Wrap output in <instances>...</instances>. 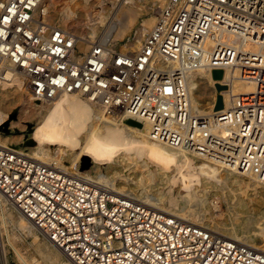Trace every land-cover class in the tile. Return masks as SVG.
<instances>
[{
	"label": "built area",
	"instance_id": "1",
	"mask_svg": "<svg viewBox=\"0 0 264 264\" xmlns=\"http://www.w3.org/2000/svg\"><path fill=\"white\" fill-rule=\"evenodd\" d=\"M45 3L0 0V79L18 69L36 99L71 94L107 115L118 111L146 123L152 140L264 184V0H165L134 47L124 37L83 39L50 22ZM201 69H227L226 82L254 88L200 113L189 80ZM0 192L75 264H264V247L1 144Z\"/></svg>",
	"mask_w": 264,
	"mask_h": 264
},
{
	"label": "rangeland",
	"instance_id": "2",
	"mask_svg": "<svg viewBox=\"0 0 264 264\" xmlns=\"http://www.w3.org/2000/svg\"><path fill=\"white\" fill-rule=\"evenodd\" d=\"M46 1L49 2L50 0H46ZM55 1L59 2V3H56L57 8L65 5L64 3H66V4L68 3L69 5L73 4L72 8L75 11V15L79 16L80 13H83V14L85 13V17L87 14V18H91V16L93 15L92 14L93 10L101 11L103 9V7H101V6H107L108 5V7H110L109 13H112L113 11H115V7L114 6L112 7V4L110 2H108L109 0H103V1L102 0H96V2H95V0H55ZM99 1H100L99 4H101V5L97 4ZM112 1H117V0H112ZM136 1H135V3L138 4V7L140 9H142L144 11V13H142L139 16V19L130 28V30H128L123 35L124 40H126V38H130L131 41H133V38L135 36L134 33L137 30L139 31V27H142L141 24L143 22H145L146 20H149L151 17L154 18L155 12L161 6V4H163V2H164L163 0L161 2L159 0H136ZM93 2H95V3H93ZM90 4H91V6L93 5L90 8L92 10H89V8L86 10L84 8H82L83 5L85 7V6H90ZM104 4H106V5H104ZM79 5H80L81 9L79 8ZM84 10H85V12H84ZM50 22H53V23L60 25V20H59L57 15H53ZM89 23H91V21H89ZM104 27L105 26L103 25V26H100L98 28L97 35L101 36V33L104 30ZM116 28H117L116 25H114L112 27V29H111V27H107L105 29V32H107L109 29H111L110 33L112 34V32ZM117 40H119V39H117ZM221 80H222L221 78H214V77L212 78V76L209 77V75H207V73L203 74V77H197L196 78V88L194 89L195 94L193 93L194 94L193 96H194V99H196V103L198 104V107H200L199 110L202 113L204 111H205V113H207V112L211 113V112L217 111L215 108L216 107L215 97L219 94V93L217 94L216 91H217V89L221 88L220 83H219ZM230 83L231 82H228L227 84L230 85ZM203 84H207V89H206L207 93H205L203 91V89L205 88V86H203ZM221 90H222V92L223 91L225 92V93H223V95L226 94L228 97H230L229 93L231 94L232 89H231V91H230V88L221 89ZM231 95H235V93L233 92ZM192 97H191V101H192ZM36 101L41 102L38 100H36ZM214 104H215V107H214ZM52 107L49 109V111H50V113H52L54 115V116L51 115V116H53V118L49 116L48 117L49 119L48 118L44 119V121L41 122L39 125L37 122H35V120H32L31 118L26 119L23 116H21L20 111L23 108L21 102L20 103L18 102V103H16V105H13L12 109H10L11 111L9 110L7 112L6 111L4 112V111L0 110V135L1 134L2 135L8 134L10 136L19 137L18 138V140L20 139L19 143L15 144L13 146H10V147H11V149H13V150L17 151L18 153H20L21 155H25V156H26V154L28 155V153H30L33 150V148L35 147L36 144H43V145L45 144L44 146L49 144V147H47L49 149V150H47L49 160L59 161L64 166L65 170L71 171V172L73 171V172L83 176L84 180H86L89 183H91V178L94 177L95 175H98L104 181L113 182V184H111L110 186L108 184L105 185L106 190H107V188L113 192H115L117 190L116 192H118L122 196H124L125 194H126L125 196H129L131 193L129 194V190L127 191V189L119 190V189H123V188H121L120 186H115V184L118 183V181H119V183L124 181L123 183H129L131 186H135L133 179H135L136 177L140 178L142 176L140 174H143L145 172L147 173V171H151L154 174H157L158 176H156V180L153 182V188L149 189L146 194L155 195L156 191H159L161 188L166 190L169 187V184L167 185L168 176L163 174V173L168 171V169L170 168L169 169L170 173L168 172L169 176H170L169 178H171V177L173 178L177 175V171H174V169H171L174 167V166H172L174 164L170 161V157H168L169 156L168 150L175 149L177 151H180L179 149L165 146L159 142H156V141L154 142V140H153V144H151L150 146H147V145L143 144L142 142H140L139 138H136L134 136H127V135L123 134L122 130H118V131L115 130V132L113 131L114 133L112 132L106 136L107 139H105V138H104V140L99 139V138H101L99 136L101 135L100 134L101 130L104 129L103 125L106 122V119H107V121L108 120L112 121V119H114V118L110 119L109 117H112V116L115 117L116 124L120 123V124H117L120 127L126 126V127L130 128L133 126V125L128 124L126 122V118H122V116H117L118 111H115L114 113L111 114L112 116H109V117H106L103 114H102L103 116L102 115L99 116V114L95 113V112H97L95 110V108L83 107V106H80L79 104H75L73 102H71L69 104L65 100L62 102L58 101V104H56ZM213 108L215 109L214 111H213ZM92 109H94V110L92 111ZM53 111H55L56 113ZM90 112H93L92 116L90 115ZM88 113L91 117L88 115ZM85 116H87V117H85ZM98 117H100V118H98ZM86 118H88V119H86ZM85 121H87V122H85ZM100 121L102 123V127H101V124H99ZM122 124H124V125H122ZM72 125H73V127H72ZM22 126H26V128L28 129L27 131H25V133L21 130ZM84 126H87V127H84ZM97 126H98V128H97ZM84 128H85V130H84ZM92 128H95V130L92 131ZM142 128L147 129L148 127L146 126V127H142ZM99 130H100V132H99ZM54 131H55V133H54ZM95 131H97V133ZM3 132H6V133H3ZM142 133H144V134L147 133L146 134L147 137L145 136L146 138L150 137V136H148L149 134H148L147 130H144ZM23 134H25V135L22 137ZM69 134H70V136H69ZM73 134H75L74 137L76 139L72 136ZM97 134H99V135H97ZM68 136H69V138H68ZM0 141H2V140H0ZM50 142H51V144H50ZM144 142H145V140H144ZM127 146H131L133 149H135V151H138L139 153L137 154V156L133 157L132 155H130L131 156L130 157L129 154H127L125 152V148ZM66 150H67V152H66ZM167 154H168V156H167ZM165 155L167 157L164 158ZM28 156H31V155H28ZM69 158L73 161H69L70 160ZM126 158H128V159H126ZM132 158H134V159H132ZM129 159H131V160H129ZM142 160L143 161L146 160V161L140 162ZM164 162H166V164ZM134 163L137 164V166H138L137 168L135 167L136 170H134V168H133ZM198 165L199 166L201 165L203 167L205 166V165L200 164V162L197 163L196 166L195 165L191 166L189 169L190 175L193 174L192 176H194L196 174L197 169H198ZM139 166H146V167L142 168ZM123 167H124V170H123L124 172H122L121 176H119L117 174L116 170H121V168H123ZM159 175H160V177H159ZM112 177H114V178L112 179ZM246 178L247 177H245V180H246ZM246 182H248V181L246 180ZM154 184H156L157 186ZM183 187L184 188L181 191L182 194H187V193H190V191H192V188L189 184H184ZM220 191L221 190H214V189L209 190V192H210L209 204L207 206V211H205L206 215H204L205 213L203 214L204 218L202 217L203 221L201 223L210 227V229H212L213 231L218 233L220 236L224 235L226 237L227 236L229 237L230 236L229 234H225L223 231H220L218 229L217 230L219 232L216 230V228H218V227L219 228L221 227L224 229L225 228L226 229H232V228H236V226H237L231 219L232 215L230 213L231 211L229 209V204L227 203V201L224 200L223 195H222L223 192L221 191L222 192L221 193ZM135 192H137V190ZM175 195H177V193ZM249 197L251 199H253V205L255 207V211L253 212V216L259 217L260 214L264 211V199H261L260 197L253 195V194H249ZM138 199L141 200L142 198L139 197ZM182 205L185 206L184 203H181V206ZM164 212L165 213L168 212V213H171L174 215H178L176 212H174L173 210H169V209H164ZM245 215L246 214H243V216H245ZM209 224H211V225H209ZM231 224H233V225H231ZM226 226H228V227H226ZM241 227H242L241 228V231H242V229H244V228H243V226H241ZM250 231H251L250 234L251 233L255 234V235L251 234L253 237L259 234L258 228H256V229L253 228ZM255 231L257 234L255 233ZM233 238L235 240H238V241L242 240L241 243H246L242 238H237V237H233ZM263 243L261 241H257L256 243H252L253 244L252 246L253 247L259 246V247L263 248L264 247ZM61 253L62 252L60 250L58 251L57 249H54L43 238V236L39 232H37L36 230L29 232L28 230L23 229L21 227V225L19 224V212L16 211L10 205L9 202H7L5 200L2 201L1 197H0V264H51L52 263L51 260L53 258L56 259L59 263L65 262L66 256L63 253L62 254ZM46 257H47V259H46Z\"/></svg>",
	"mask_w": 264,
	"mask_h": 264
},
{
	"label": "bare ground",
	"instance_id": "3",
	"mask_svg": "<svg viewBox=\"0 0 264 264\" xmlns=\"http://www.w3.org/2000/svg\"><path fill=\"white\" fill-rule=\"evenodd\" d=\"M135 1L136 0H117V1L109 0L108 2H110L112 4V7L113 6L115 7V11H113L112 13H109L110 7H108V5L107 6H101V7H103V9L101 11H97V10L92 11L93 15L91 16V18H87V14L85 17V13L84 14L80 13L79 16L75 15V11L72 8L73 4L69 5L67 3L68 4L67 5L66 3H64L65 5L57 8L56 3H59V2H56L55 0H50L49 2L46 1L45 7H46V11H47V18L49 21L51 20L53 15H57L59 20H60V26L78 33L80 36H82L83 39L94 38L97 35L98 28L100 26L104 25L105 27L101 33V38L103 39L104 42L108 43V42H113L117 39L123 38V35L128 30H130V28L139 19V16L142 13H144V11L138 7V4H137L138 2L136 1L137 3H135ZM159 1L161 2L162 0H159ZM163 1H165V0H163ZM95 2H96V0H95ZM95 2H93V3H95ZM99 3H100V1L97 4H99ZM84 5L82 8H84L85 10L88 8H89V10H92L90 8L93 5L91 6V4H90V6H85V7H84ZM99 5H101V4H99ZM104 5H106V4H104ZM79 8H80V5H79ZM85 10H84V12H85ZM89 21H91V23H89ZM153 23H154L153 17H151L149 20H146L145 22H143L141 24L142 27H139V31L137 30V33H136L133 41L130 42V45H132L133 47L137 46L139 44L142 36L144 35V33L147 32L152 27ZM114 25H116L117 28L111 34L110 30L112 29V27ZM107 27H111V29H109L107 32H105V29ZM212 72L213 71L201 69V70L193 72L190 75L189 88H190L191 97L195 94L194 89L196 88V78L197 77H203V74H206V73H207V75H209V77L212 76V78H213ZM228 76H229L228 70L225 69V71L222 72V75L220 77L222 79L219 82L221 88L217 89V91L215 90L217 94L219 93L216 96L217 98L215 97L216 107H215V104H214V107L216 108V110H217L218 104L222 105L221 108H225L229 105L230 100H231V97H228L226 94L223 95V93H225V92L224 91L222 92L221 89L230 88V91L232 89L231 94L233 92L235 94H239V93L250 92L254 88V85L251 82L243 81V80H239V79H235V80L231 81L230 85H228L227 84L228 82H226V80L228 79ZM207 84H203V86H205V88L203 89V91L205 93H207V90H206ZM231 94L229 93V96H231ZM36 100L41 101V100L36 99L30 95L26 79L18 69L11 70V72H8L6 74L5 78L0 79V110L7 112L10 109H12L13 105H16V103L21 102L22 107H23L22 110L20 111L21 116H23L26 119L31 118L32 120H35V122H37L38 125L41 122H43L44 119L48 118L49 116L53 118L54 115L52 113H50L49 109L52 106L58 104V101L62 102L64 100L67 101L69 104L71 102H73V103L79 104L80 106H83V107L95 108V110L97 111L95 113L99 114V116L102 114L106 117L112 116L110 114L107 115V113L101 107H98L97 105H94L93 103H91L87 100H83V99H81L75 95H71V94L63 95L54 101L37 102ZM192 105L195 109H197L198 112L202 113L199 110L200 107H198V104L196 103V99H194V96L192 97ZM93 110L94 109H92V111ZM214 110L215 109L213 108V111ZM53 112H55V111H53ZM203 113H205V111ZM51 115H53V116H51ZM88 115H89V113H88ZM90 115L92 116L93 112H90ZM117 116H121V115H117ZM85 117H87V116H85ZM98 118H100V117H98ZM109 118L110 119L114 118V119H112V121H109V120L107 121V119L105 118L106 122L103 125L104 129L101 130V133H100L101 135L99 136L101 138H99V139H103V140H104V138L107 139L106 136L109 135L110 133H112L113 131L115 132V130H117V131L122 130L123 134H125L127 136H134L136 138H139L140 139L139 141L142 142L143 144L147 145V146H150L151 144H153V140L150 137L146 138L147 133H145V134L142 133L144 130H147V132H148V128L147 129L142 128V127L147 126V124L144 123L143 121L138 120V119L128 118V119H133V120L140 123V126L133 125L132 127L128 128L126 126L125 127L118 126L117 124H120V123L116 124L115 117L112 116ZM86 119H88V118H86ZM85 122H87V121H85ZM99 124H101V127H102L101 121ZM122 125H124V124H122ZM98 126H97V128H98ZM72 127H73V125H72ZM84 127H87V126H84ZM21 130L25 133V131H27L28 129L26 128V126H22ZM84 130H85V128H84ZM93 130H95V128H92V131ZM55 131H54V133H55ZM95 132L97 133V131H95ZM99 132H100V130H99ZM3 133H6V132H3ZM1 135H0V140H2V141H0L1 145H5V146L10 147V146H13V145L19 143V141H20V139L18 140L19 137H16V136H10L8 134L2 135V136ZM24 135L25 134H23L22 137ZM74 135L75 134H73L72 136L74 137ZM97 135H99V134H97ZM69 136H70V134H69ZM69 136H68V138H69ZM144 140H145V142H144ZM50 144H51V142H50ZM44 145L43 144H36L35 147L33 148V150L30 153H28V155H31V156H28L27 154H26V156L48 161L49 159H48L47 150H49V149L47 147H49V144H47L46 146H44ZM179 150L180 151H177L175 149L168 150L169 156H168V154H167V156L170 157V161L174 164V165H172L174 167L171 169H174V171H177V175L173 178L172 177L169 178L170 177L169 176V173H170L169 169L170 168L169 169L167 168L168 171L163 173V174L168 176L167 185L169 184V187L166 190L161 188L159 191H156L155 195L146 194L149 189L153 188V182L156 180V176H158L157 174H154L153 172L147 171V170H146L147 173L144 171L145 173L142 172L143 174H140V175H142L140 178L136 177L135 179H133L135 186H131L129 183H123L124 181L121 183H119V181H118V183H116L115 186H120L121 188H123V189H119V190H124V189H127V191L129 190V194L130 193L131 194L129 196H125L126 194L125 195L123 194L125 197L134 198L140 202H143V203H145L151 207L160 209L162 211H164V209L173 210L174 212H176L178 214L177 216L183 218L185 221L192 223V224L201 225V226L208 228V229H210V227L204 225L201 222L203 221V218H204L203 214L205 213V211H207V206L209 204V195H210L209 190H211V189L212 190L213 189L214 190H221L223 192L222 195H223L224 200L227 201V203L229 204V209L231 211L230 213L232 215L231 219L237 226H236V228H232V229H226V228L224 229V228L218 227V228H216V230L218 229L220 231H223L225 234H229L231 236V237L230 236L226 237L223 235L222 237H224V238H228V239H234L233 237L242 238L246 242V243H244L246 245L252 246L253 245L252 243H256L257 241H261L263 243L264 242V211L260 214L259 217L253 216V212L255 211V207L253 205V199H251L249 197V194H253V195L260 197L261 199H264V184L259 182L253 176L240 174V173H237L231 169L221 167V166H219L213 162H210L206 159H203V158H201V157H199V156H197V155H195V154H193L187 150H184V149H179ZM66 152H67V150H66ZM125 152L127 154H129V156L132 155L133 157L137 156V154L139 153L138 151H135V149H133L131 146H127L125 148ZM167 156L165 155L164 158ZM126 159H128V158H126ZM132 159H134V158H132ZM129 160H131V159H129ZM69 161H73V160L70 159ZM144 161H146V160H144ZM144 161L142 160L140 162H144ZM199 162H200V164L205 165L204 166L205 168L201 165L200 166L198 165V169H197L196 174L194 176H192L193 174L190 175V172H189L190 167L193 165L196 166V164ZM164 163L166 164V162H164ZM135 167L137 168L138 166H137V164L134 163V167H133L134 170H136ZM139 167L144 168L146 166H139ZM123 170H124V167L121 168V170H116V172L119 176H121V173L124 172ZM244 176L247 177L246 180L248 182H246ZM159 177H160V175H159ZM113 178L114 177H112V179ZM91 183L94 186L99 187L103 190H106V186H105L106 184H108L109 186L111 184H113V182L104 181L98 175H95L94 177L91 178ZM184 184H189L191 186L192 191H190V193H187V194L181 193L182 189L184 188L183 187ZM154 185H156V184H154ZM136 190H137V192H135ZM106 191L113 193V194L120 195L118 192H116L117 190L115 192H113L107 188ZM176 193H177V195H175ZM0 197H1L2 201L3 200L6 201V198L4 197L2 192H0ZM139 197L142 199L141 200L138 199ZM181 203H184L185 206L184 205L181 206ZM166 213H168V212H166ZM168 214H171V213H168ZM243 214H246V215L243 216ZM172 215H174V214H172ZM204 215H206V213ZM19 224L21 225V227L23 229L28 230L29 232L36 230L47 241V239L39 231V229H37L35 226H33V224L24 215H22L20 212H19ZM209 225H211V224H209ZM231 225H233V224H231ZM240 225L243 226V228H244V229H242V231H241L242 227ZM226 227H228V226H226ZM253 228H255V229L258 228V233H259L258 235L254 236V237L251 235L253 233L250 234V232H251L250 230ZM210 230H212V229H210ZM256 231H255V233H256ZM253 235H255V234H253ZM51 246L54 249H57L59 251V249L57 247H54L53 245H51ZM254 248L260 249L262 247L257 246ZM46 259H47V257H46ZM51 262L53 264H75L72 261H70L67 257H66L65 262L59 263L54 258L51 260Z\"/></svg>",
	"mask_w": 264,
	"mask_h": 264
},
{
	"label": "water",
	"instance_id": "4",
	"mask_svg": "<svg viewBox=\"0 0 264 264\" xmlns=\"http://www.w3.org/2000/svg\"><path fill=\"white\" fill-rule=\"evenodd\" d=\"M212 74L214 78H220L222 75V70H213ZM221 106H222L221 104H218L217 109H220ZM126 122L131 125L140 126V123L133 119H126Z\"/></svg>",
	"mask_w": 264,
	"mask_h": 264
}]
</instances>
